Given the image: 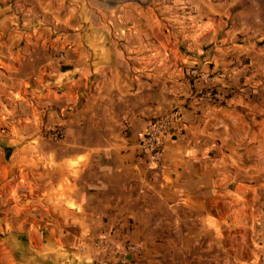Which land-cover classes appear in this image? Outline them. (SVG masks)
<instances>
[{
  "label": "crops",
  "instance_id": "0c3cea01",
  "mask_svg": "<svg viewBox=\"0 0 264 264\" xmlns=\"http://www.w3.org/2000/svg\"><path fill=\"white\" fill-rule=\"evenodd\" d=\"M263 258L264 0H0V264Z\"/></svg>",
  "mask_w": 264,
  "mask_h": 264
},
{
  "label": "built area",
  "instance_id": "2783aa9c",
  "mask_svg": "<svg viewBox=\"0 0 264 264\" xmlns=\"http://www.w3.org/2000/svg\"><path fill=\"white\" fill-rule=\"evenodd\" d=\"M57 59L62 61L63 56L58 55ZM188 75L194 80L209 86V91L207 93L208 97L219 98L218 95L213 91V84L217 78L223 79L222 76L216 77L202 75L197 70H190ZM179 123V115L177 112H173L162 118L149 122L145 129L138 134L141 156L151 169L158 170L160 168L163 138L171 134ZM44 137L52 143H60L64 140L65 134L64 130L60 126H47L44 130ZM96 247L98 250L103 252H108L110 250V247L106 242H100L96 245ZM127 251L132 253L136 251V248L133 246L127 247Z\"/></svg>",
  "mask_w": 264,
  "mask_h": 264
}]
</instances>
